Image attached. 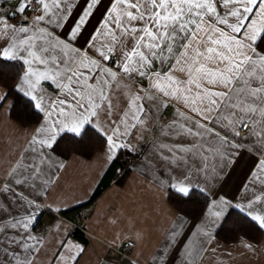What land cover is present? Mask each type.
<instances>
[{
    "label": "snow or ice",
    "instance_id": "obj_1",
    "mask_svg": "<svg viewBox=\"0 0 264 264\" xmlns=\"http://www.w3.org/2000/svg\"><path fill=\"white\" fill-rule=\"evenodd\" d=\"M5 8L0 0V66L17 67L12 91L41 122L28 155L0 184V264H33L43 242L35 228L44 190L55 182L53 170L64 167L56 155L63 134L83 154L92 131L112 163L123 150H136L134 131L157 122L163 138L153 151L156 183L185 202L199 196L204 205L199 223L186 231L181 214L157 264L170 248L167 264L181 250V264H197L236 214L233 230L264 233V191L249 195L257 182L264 186V0H20ZM144 80L147 87H132ZM118 90L126 100L119 111ZM170 102L192 115L177 108L166 119L162 109ZM5 103L8 92L0 91V108ZM245 158L254 163L240 198L229 196ZM241 244L256 251L246 237ZM84 251L64 240L56 260L78 264Z\"/></svg>",
    "mask_w": 264,
    "mask_h": 264
},
{
    "label": "crops",
    "instance_id": "obj_2",
    "mask_svg": "<svg viewBox=\"0 0 264 264\" xmlns=\"http://www.w3.org/2000/svg\"><path fill=\"white\" fill-rule=\"evenodd\" d=\"M4 2L7 12L15 8L20 0ZM107 3L108 0H104V4ZM96 19H99V14ZM96 19L89 25V32L95 27ZM15 20L13 18L12 22L16 23ZM77 43L83 45L84 40ZM174 75L184 78L179 72ZM147 84L144 80L139 85L132 83V87H147ZM0 91L8 92L1 84ZM12 104L14 99L8 94V103L0 108V184L10 179L11 170L28 155V141L41 122L40 119L38 123L30 125L20 123L12 115ZM113 104L118 106V111L126 105L119 90L113 96ZM177 108L192 115L182 104L170 102L166 109H162L165 118L170 120ZM133 136L135 139H129L136 150H123L122 157L125 159L126 153L137 156L130 159L126 166L125 162L123 168L116 172L119 175L125 171L126 176L121 181L112 180L103 193L90 204L89 201L114 164L105 158V145L89 158L78 153L65 157L56 150V155L61 158L59 163H63L64 167L53 170L56 175L55 182L48 184L44 190V211L35 228V235L41 237L43 242L33 257V264H60L56 256L64 240L83 245L85 251L78 258V264H157V256L165 243V237L181 214L186 218L185 231L192 223H199L200 218L193 219L175 208L170 201V195L156 183V176L159 174L158 162L153 151L154 146L163 138L160 123H151L149 128L134 131ZM253 163L249 158L240 163L225 190L229 196L240 198L238 191L248 177ZM261 191H264V186L257 182L249 195L259 194ZM49 204L65 211H49ZM79 212L86 213L89 220L83 229L75 230L72 235L73 222ZM127 241L135 243L127 256L111 254V251H121ZM247 242L256 247L254 253L243 247L241 238L228 244L216 237L207 245V250L199 257L197 264H264V235L258 243L248 239ZM171 254L170 248L160 264H167ZM176 259L181 264L184 259L183 250Z\"/></svg>",
    "mask_w": 264,
    "mask_h": 264
},
{
    "label": "trees",
    "instance_id": "obj_3",
    "mask_svg": "<svg viewBox=\"0 0 264 264\" xmlns=\"http://www.w3.org/2000/svg\"><path fill=\"white\" fill-rule=\"evenodd\" d=\"M17 70L18 69L16 66H7V67L0 66V72L3 73L2 78H0V84L3 85L8 90L9 96H11L14 99V104L16 105L14 108H12V115L16 120H18L20 123L24 125L38 123L41 119L40 116L35 114L29 115L28 113L24 112L23 104L17 102L16 93L12 91V89L15 86L14 77L16 75ZM89 136L90 139L88 140V145H89L88 149L86 152L81 154L88 158L92 157L97 151L101 150L104 147V142L102 138L95 135L92 131H89ZM56 150L65 157H69L72 153H78V154L80 153V150L76 149L73 143L71 134H65L62 136ZM126 154L127 157L125 159L122 157V155L124 154H121L118 161L114 162L113 166L109 170V173L104 177L101 185L98 187L92 199L89 201V204L93 203L103 193L104 188L107 187L112 180L115 179L117 181H121L126 176L125 171H122L119 173V175H117L116 174L117 170L119 168L122 169L125 162H126L125 163L126 166L130 162V159L136 158L137 156L136 154L135 155L130 153H126ZM170 201L175 208L189 215L193 219H199L200 214L204 210L202 199L199 196L193 197L191 201L185 202L183 200H180L175 195H172L170 196ZM238 219H239L238 214L234 215L232 221L229 222L228 228L222 231L217 236V238L228 244L234 243L242 237H246L248 240L254 243H258L262 239L264 233H261L255 228H245L243 232L233 230L236 226Z\"/></svg>",
    "mask_w": 264,
    "mask_h": 264
},
{
    "label": "built area",
    "instance_id": "obj_4",
    "mask_svg": "<svg viewBox=\"0 0 264 264\" xmlns=\"http://www.w3.org/2000/svg\"><path fill=\"white\" fill-rule=\"evenodd\" d=\"M23 20V17H20V19H16V23H20ZM89 218L88 215L84 212H79L76 217V221L73 222V232L77 229H83L84 225L88 222ZM134 242L133 241H127L121 251H111V254H120L121 256L125 257L128 255V253L133 249L134 247ZM179 263V259L175 260V264Z\"/></svg>",
    "mask_w": 264,
    "mask_h": 264
}]
</instances>
